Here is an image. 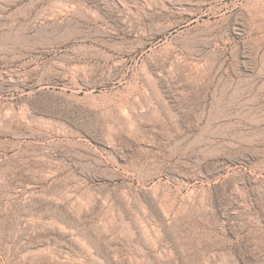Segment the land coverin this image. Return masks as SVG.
I'll list each match as a JSON object with an SVG mask.
<instances>
[{"label":"rangeland","instance_id":"obj_1","mask_svg":"<svg viewBox=\"0 0 264 264\" xmlns=\"http://www.w3.org/2000/svg\"><path fill=\"white\" fill-rule=\"evenodd\" d=\"M71 2L146 32L111 60L60 52L42 42L104 24L60 13V32L29 36L39 49L0 51V108H53L56 125L83 133L0 126V264H264V0H0V38L2 16L43 32ZM66 58L96 64L74 80L97 91L10 90V75L31 85ZM98 146L135 173L114 179Z\"/></svg>","mask_w":264,"mask_h":264},{"label":"bare ground","instance_id":"obj_2","mask_svg":"<svg viewBox=\"0 0 264 264\" xmlns=\"http://www.w3.org/2000/svg\"><path fill=\"white\" fill-rule=\"evenodd\" d=\"M84 1L90 4H92V2L95 3V1L97 2V0H84ZM80 7L74 2L66 3L63 7H61V9L58 12H54L51 16L48 17V19H51L54 22L51 23V26L46 30H44L43 32L41 30H36L31 25H23L22 22H28L31 20L30 17L28 16H24L23 17L24 20L17 18L10 19L6 16H2V18H6L7 21L4 22L2 26V29L5 30V34L3 38H0V51L2 50L3 53L7 54L12 50H17L21 52V55H23L25 53L39 49L41 46H38L35 43L34 44L29 43L28 41L29 36L34 33H41L40 36H44L45 34L53 35L56 32H60L63 26V22L65 20L60 13L62 14L67 13L71 15L74 18L75 22H77V24H81L83 26L85 25L89 26L91 24L96 25L100 22H104V24L102 25V27H100L99 29L100 31L97 32L96 30L95 34L89 33L90 31L88 32L87 30H85V27L80 30L72 29L68 32V36L65 40L55 42L51 38H47L48 41H43L42 45H47L48 47L54 48L56 51H60V52L63 51V49L66 51L68 50L71 51L72 53L81 54V56L99 55V53H102V56L105 58V60L114 59L116 54H124V53L130 54L129 52L139 50L140 48L139 45L142 44L141 42L137 45L134 43L129 45L127 43L130 37L138 36L140 38H143V36L145 35L146 29L142 27L140 23L136 22L137 20L131 21L127 18L121 20V18L119 17L120 19L118 18L119 19L118 21L121 20L119 25V23L113 21V19L111 20L110 18L105 17L102 13L90 14L86 11L81 10ZM203 16H205V14L203 13V9H199L196 13L190 14V17H188L187 19V25L201 21L203 19ZM43 19L45 20L47 18H43ZM120 35L121 37H118ZM71 42H75L72 44L73 46L71 45L69 46ZM21 55H15L14 59H19ZM71 59H67V58L61 60L53 59L54 61L50 62L49 67L43 69L41 77L37 79V81L33 82V84L31 85L30 84L28 85L30 79L29 75H23L22 80H19L18 78H14L13 75H10L9 78L10 82L8 83L10 90L13 91V93L17 92L16 94H18L19 97L25 96L28 93L33 92V90L35 89L43 90L44 88H55V89H60V91L63 92H71L73 94H80V95L81 93L93 94L95 91H97L98 87L101 84L90 83V82L82 83L75 81L74 79H76V76H82V74L85 75L91 74V71L96 70L95 67L96 64L93 65V63L91 64L87 60H79L77 58L76 59L73 58L72 60ZM122 60H123L122 58L115 59V61L113 62L114 66L119 64L121 65L123 63ZM35 64L36 65L34 66L33 69L36 71L41 70L42 64L40 63H35ZM67 79H73L74 81L69 83H61L62 81H66ZM4 97L0 95V103L2 100H7V101L9 100V97L8 98H4ZM51 109L52 110L50 109L47 110V108L45 107L41 108L39 106H36L35 104L29 106L27 105L19 106L18 103H12L5 108H0V126L5 127L8 130V132L15 134L14 136L16 135L23 136V134L27 136L28 134H31L30 137H32L36 134L37 131L35 132V130H33L32 132H27V131L21 132L18 129H16L17 125L25 124L28 125L29 127H34L35 125H39L41 128L54 129L57 130V132L63 131L66 134L82 137L83 133L81 132L68 130L66 127H61L59 125H56L54 123V121H56L55 117L56 116L61 117V116L59 115V113L53 111L54 110L53 108ZM127 115L130 116V113ZM127 115H125V117ZM128 118L129 117H127V120ZM133 119L134 118H132V120ZM134 123L132 124L134 125ZM133 125L131 127L135 128L136 126ZM127 130L128 129H126V131ZM130 131L132 132L131 128ZM133 131H136V129H134ZM95 152H97L98 154H94L93 160L98 164V166L101 169L112 172V177L114 179H121V177L123 176H127L128 174L135 173L134 172L135 168L132 167V165H129L127 162L125 163L120 159L114 158L111 152L109 151V148L98 146L95 147Z\"/></svg>","mask_w":264,"mask_h":264}]
</instances>
